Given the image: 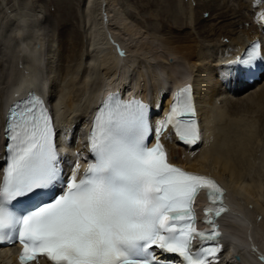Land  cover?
I'll return each mask as SVG.
<instances>
[{
    "label": "snow or ice",
    "instance_id": "obj_1",
    "mask_svg": "<svg viewBox=\"0 0 264 264\" xmlns=\"http://www.w3.org/2000/svg\"><path fill=\"white\" fill-rule=\"evenodd\" d=\"M264 3V0H259ZM258 19H264V13ZM264 63V46L253 43L224 65L225 75L253 77ZM193 89L175 96L157 128L148 104L110 95L88 137L89 162L81 178L79 154L65 179L52 116L34 93L9 109L5 131L7 167L0 182V246L22 245L20 264H220L224 246L218 219L228 211L224 189L212 178L185 171L168 160L159 136L171 126L184 145L200 143ZM156 143L149 145V137ZM61 191L53 195L57 188ZM202 190L204 231L194 204ZM43 197H51L46 202ZM27 203L23 212L16 203ZM199 246L194 251V241ZM264 259V257H261Z\"/></svg>",
    "mask_w": 264,
    "mask_h": 264
},
{
    "label": "bare ground",
    "instance_id": "obj_2",
    "mask_svg": "<svg viewBox=\"0 0 264 264\" xmlns=\"http://www.w3.org/2000/svg\"><path fill=\"white\" fill-rule=\"evenodd\" d=\"M116 1L108 0L106 11L110 22L111 13L117 10ZM94 2L96 10L102 12L105 0H85L84 13H90ZM144 2L143 9L150 17L161 20L167 51L180 57L182 65L165 60L158 65L148 63L143 57L152 48L144 44L139 57L129 55L130 51L127 52L128 59L109 56L113 50H109V42L106 44L109 37L104 43L106 35L117 40L115 43L110 41L114 45L119 42L123 49H128L125 42L111 25L104 29L96 21L87 35L84 34L79 29V22L75 23L77 16H73L68 0L56 4L62 16L58 23L45 18L43 12L41 16L33 15L25 7L16 15L10 13L7 28L23 31L16 34V38L4 40L0 37V131L4 123L3 108L9 99L30 87L46 85L47 101L58 108V140L66 143L64 131L71 128L68 145L72 150H79L81 145L75 141V136L80 133L85 117L102 91L117 88L127 80L139 88L143 97L147 87L153 96L159 89L163 92L191 79L202 139L191 150H184L165 134L170 159L186 169L217 179L226 188L227 199L237 202L239 209L247 214L248 242L264 253V242L252 236L254 224H264V64L260 79L251 84L226 76L221 66L222 61L232 58L255 36L260 37L264 46V34L252 22L249 3L244 0H237L239 9L230 7L227 0H199L201 13H196L193 18L179 13V0ZM189 9H192L191 0ZM204 11H208L207 19L203 17ZM119 13L121 17L124 15V11ZM89 15L88 20H92ZM140 29L138 27L136 31ZM125 30L129 31L128 28ZM183 64H187L189 70H185ZM168 101L169 96H166L165 102ZM2 143L0 134V169L4 153ZM258 215L263 218L260 223H257ZM229 223L233 222L229 220ZM234 240L232 244L238 248L239 259L226 249L220 264H260L246 249L243 238ZM242 247L246 249L245 253ZM17 251L16 246L0 247V264H18ZM39 264L50 263L40 259Z\"/></svg>",
    "mask_w": 264,
    "mask_h": 264
},
{
    "label": "rangeland",
    "instance_id": "obj_3",
    "mask_svg": "<svg viewBox=\"0 0 264 264\" xmlns=\"http://www.w3.org/2000/svg\"><path fill=\"white\" fill-rule=\"evenodd\" d=\"M59 1L60 0H2V1L0 0V21H1L0 25L2 24V26L0 28V37L4 38V40H6V39L8 40V38H10V37L16 38L17 35L23 31L21 28H19V30L8 29L7 26L10 24V21H9L10 13L12 15H16V14L20 13L22 11V9H24V7L26 10L32 12L33 15L34 14H37V15L40 14V16H41L42 15L41 12H43V15L45 16V18L50 19L52 21L55 20L54 22L58 23L59 19L62 18L61 13L57 10V5H56V4H59ZM244 1L246 3H249V0H244ZM227 2H228V5L230 7L239 9L237 0H227ZM84 3H85V0H70V1L68 0V6L72 10L73 16H77V21H75V23L79 22V25H80L79 29L82 30V32L84 34L86 33V35H87V31H89V28H91L93 26V24L95 25V23L96 24L99 23L103 27L107 26L108 28L111 25L110 27L113 29L114 32H116V34L121 38V40H123L125 42V44L127 45L126 47L129 49V50L124 49L125 53H126V55L123 57L124 59H128L127 57H129V55L134 56V57H139L141 55V52H142L141 46L144 44V45H148V47L152 48V50L150 52L146 53V56L143 57L146 61L148 60V63L150 62V64L158 65V64H160L161 61L165 60L168 63H173V64L179 63V65L180 64L182 65V61H181L180 57H177L174 54H171L167 51L166 44H165L166 35L163 31L161 20L158 17H154V16L150 17V13L147 10L143 9V6H144L143 4L145 3L144 0H122V1L118 0V2L116 1L117 10L111 13V15H112L111 22H110V19L108 18V14L106 11L107 6H108V0H107V3L105 0V5L103 6L102 12H101V10H98V9L96 10L97 4L94 2L91 5V8L89 10L90 13H93L91 15H89L90 13L89 14L84 13V11H85ZM118 3H120V4H118ZM191 3H192V9L190 10L189 9V0H179L180 6H179L178 11L184 17L193 18L194 17L193 15H195L196 13L197 14L201 13V10L199 9V5H200L199 0H191ZM6 7L8 10L6 9ZM119 9H121V10L119 11ZM76 10H78V11H76ZM121 11H124V15H123L124 17L123 16L121 17L120 15H118V14H120L119 12H121ZM6 12H8V14ZM88 15L91 16L90 19L93 20V18H94V20L93 21L88 20V18H89ZM115 16H117V17H115ZM113 17H115V18H113ZM203 17L206 19L209 17L208 11H204ZM1 18H3V19H1ZM79 18H81V19H79ZM127 18H128V20H127ZM104 21H105V23H104ZM107 22H110V24ZM90 23H92V24H90ZM67 24L68 23H64V26L67 27L68 26ZM89 24H90V27H89ZM105 27H104V29H105ZM107 27H106V29H107ZM138 27H140L141 29L136 31L138 29ZM24 28H25V30H27L26 26ZM125 28L126 29L128 28L129 31L125 30ZM133 31H135V32H133ZM103 36L101 38H103ZM107 37H109L110 40H108ZM103 39H104V43L106 42V40H108L106 44H108V42H109L110 43L109 45H111V46H108V48L111 51L113 50L111 52V54H109V56H113V55L115 56L116 55V58H117L118 55L116 54L115 49H114V43L117 42V40L115 41V39L112 36L110 38V36H108V35H106V37ZM1 41L2 40L0 38V42ZM110 41L111 42L114 41V43H111ZM117 46H121V44H119V42H118ZM13 47H15V49H16V46H13ZM121 48H122V46H121ZM128 51H130L129 55L127 53ZM183 67H185L184 68L185 70H189L187 64H185ZM98 80H99V78L96 79V81H98ZM235 204L239 207V204L237 202ZM259 216H261V215L257 216V218H258L257 223H260L261 220H263V218H261ZM229 219H230L229 217H225V220H224V226L225 227H227V224L229 223ZM254 225L256 227L255 226L252 227L253 239L257 237V238H259V240L261 242L262 241L264 242V224H263V222H261L260 224H254ZM245 250L246 249L244 247H242V252L245 253Z\"/></svg>",
    "mask_w": 264,
    "mask_h": 264
}]
</instances>
